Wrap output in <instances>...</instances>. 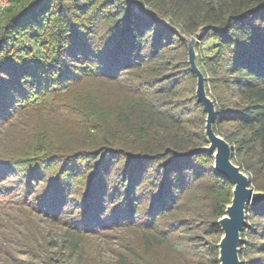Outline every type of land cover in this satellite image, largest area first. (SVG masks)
Listing matches in <instances>:
<instances>
[{
  "label": "trees",
  "instance_id": "trees-1",
  "mask_svg": "<svg viewBox=\"0 0 264 264\" xmlns=\"http://www.w3.org/2000/svg\"><path fill=\"white\" fill-rule=\"evenodd\" d=\"M11 3L0 17V125L38 95L53 98L47 119L76 123L65 148L48 133L37 139L51 147L34 146L32 161L0 152V193L20 181L33 195L46 180L34 209L65 221L58 242L71 253L84 236L119 228L135 235L116 264H219L218 220L234 185L191 121L182 93L196 75L183 36L212 40L200 70L214 129L264 191V0ZM246 220L239 257L264 264V203L250 204Z\"/></svg>",
  "mask_w": 264,
  "mask_h": 264
},
{
  "label": "rangeland",
  "instance_id": "rangeland-1",
  "mask_svg": "<svg viewBox=\"0 0 264 264\" xmlns=\"http://www.w3.org/2000/svg\"><path fill=\"white\" fill-rule=\"evenodd\" d=\"M11 4V0H0V17ZM197 43L196 62L200 68L202 57L212 53L213 42L210 40L201 46L198 38ZM192 80L186 86L190 89L186 91L183 87L182 94L187 98L186 106L192 111L191 121L198 124V130L205 132L207 114L191 102L196 95L197 76ZM97 89L98 85L94 81L81 87L83 99L87 98L86 94L90 95L89 92L94 93ZM207 94L211 98L210 88ZM39 96L33 97L31 105L20 112L12 113L11 118L0 125V152H9V157H28L24 159L32 161L30 156L36 151L34 146L51 147L48 144H36L37 139H42L46 133L49 134V140H57V149L68 146L66 133L76 122L70 119L53 120L54 122L47 119L46 113L54 110L51 102L53 98L50 95L45 98ZM0 163L2 164L1 161ZM11 180L14 181V177ZM14 182L18 187L14 192L7 189L0 193V264H116L117 254L122 250L121 241L128 243L135 235L132 231L119 228L101 230L84 236L80 251H65L58 242L66 230L65 221L52 219L34 209L39 204L37 199L42 196L46 180L38 185L37 192L33 195L31 192L21 191L20 181Z\"/></svg>",
  "mask_w": 264,
  "mask_h": 264
},
{
  "label": "water",
  "instance_id": "water-1",
  "mask_svg": "<svg viewBox=\"0 0 264 264\" xmlns=\"http://www.w3.org/2000/svg\"><path fill=\"white\" fill-rule=\"evenodd\" d=\"M200 34L199 30L191 37L183 36V38L188 45L190 69L197 76V101L203 105L207 113L205 135L209 144L203 149L213 153L216 173L224 176L234 185L231 203L226 207L225 215L218 220L223 232L218 244V259L219 264H242L239 246L242 243L241 232L247 225V207L252 203H264V191L256 190L251 186L249 176L232 160L230 143L214 129L215 104L207 94L205 77L196 62L195 44Z\"/></svg>",
  "mask_w": 264,
  "mask_h": 264
}]
</instances>
